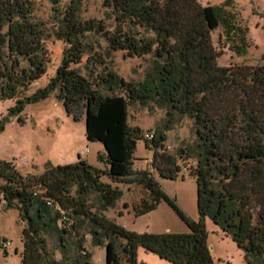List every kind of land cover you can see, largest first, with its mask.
I'll list each match as a JSON object with an SVG mask.
<instances>
[{
	"label": "trees",
	"instance_id": "1",
	"mask_svg": "<svg viewBox=\"0 0 264 264\" xmlns=\"http://www.w3.org/2000/svg\"><path fill=\"white\" fill-rule=\"evenodd\" d=\"M50 2L51 31L62 42L60 60L43 85L25 93L45 73L49 34L33 18L29 0H0V99H13L9 111L19 113L52 93L72 119L84 116V136L102 144L97 159L107 167L78 157L72 163L46 162L33 174L0 159V202L16 208L24 223L21 264H96L91 248L97 247L104 248L103 264H143L136 258L138 247L172 264H214L205 217L243 250L247 264H264V64L218 65L210 37L218 14L197 0H102L104 19L83 18L81 0L63 8L59 0ZM91 33L102 36L106 51L149 55L143 79L124 80L99 53L87 55V74L80 72L75 65L93 49L84 39ZM95 63L103 67L93 73L89 64ZM136 103L164 109L163 126L144 138L158 175L175 179L179 161H194L188 172L195 179L197 220L184 215L148 170L132 169L141 134L127 116ZM175 114L192 119L194 141L169 152L165 132ZM103 175L141 187L132 203L135 216L164 200L188 230L137 232L115 223L104 211L122 190L102 181ZM0 249L5 252L1 242Z\"/></svg>",
	"mask_w": 264,
	"mask_h": 264
},
{
	"label": "rangeland",
	"instance_id": "2",
	"mask_svg": "<svg viewBox=\"0 0 264 264\" xmlns=\"http://www.w3.org/2000/svg\"><path fill=\"white\" fill-rule=\"evenodd\" d=\"M29 1L33 18L43 22L49 34L44 41L50 59L45 73L33 82L25 93L43 85L54 73L62 48L61 40L55 38L51 31L53 19L50 0ZM69 1L59 0L58 7L63 8ZM197 1L202 5L212 6L218 14L219 23L210 31L211 42L219 52L216 58L218 65L264 64V0ZM106 10L102 0H81L83 18L104 19ZM84 39L91 43L93 49L83 54L81 62L75 65L80 72L87 74L86 56L99 53L105 66L124 80L143 79L150 62L149 55L126 57L119 50L106 51L105 41L100 34L91 33ZM240 44L244 47L238 51L237 47ZM89 66L93 68V73L103 67L98 63ZM13 105V99H0V159L12 161L19 172L38 174L46 162L53 165L72 163L78 157L96 168L107 167L104 161L97 159L98 153L103 151L102 144L99 141L87 140L84 136V116L79 120L72 119L66 113L61 100L52 93L38 101L26 103L19 113H10L9 109ZM19 117L22 121L18 120ZM164 119V109L157 106H141L137 103L129 106L127 122L131 126L139 127L141 134L135 144L131 167L134 170H148L184 215L190 220H197L195 179L188 172V164L192 160L178 162L180 171L175 179L160 177L150 165L152 150L145 146L144 134H150L155 128L162 127ZM165 135L164 147L169 152L191 144L194 141L192 119L186 115L175 114ZM101 179L112 185L116 184L122 190L121 197L104 211L105 216L115 223L137 232L188 230L185 223L164 200H160L151 211L135 216L132 203L138 202L140 194L143 193L141 187L134 183L129 185L113 183L106 175ZM23 224L16 208H3L0 202V242H8L5 252L0 249V264H21ZM204 227L206 244L214 264H247L243 250L207 217L204 218ZM91 252L95 263L103 264L104 248H91ZM136 258L143 264H172L145 251L142 247L137 248Z\"/></svg>",
	"mask_w": 264,
	"mask_h": 264
},
{
	"label": "built area",
	"instance_id": "3",
	"mask_svg": "<svg viewBox=\"0 0 264 264\" xmlns=\"http://www.w3.org/2000/svg\"><path fill=\"white\" fill-rule=\"evenodd\" d=\"M144 136H145V138H150L151 137V133L150 134H147V133H145L144 134ZM193 160L188 164V166H190V165H192L193 164ZM8 244V242H1V246H2V248H5L6 247V245Z\"/></svg>",
	"mask_w": 264,
	"mask_h": 264
}]
</instances>
